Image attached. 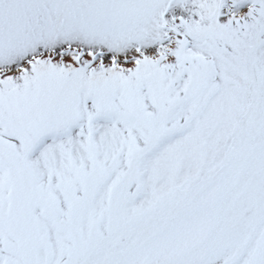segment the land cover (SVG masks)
Listing matches in <instances>:
<instances>
[{"label": "snow or ice", "instance_id": "obj_1", "mask_svg": "<svg viewBox=\"0 0 264 264\" xmlns=\"http://www.w3.org/2000/svg\"><path fill=\"white\" fill-rule=\"evenodd\" d=\"M0 264H264V0H0Z\"/></svg>", "mask_w": 264, "mask_h": 264}]
</instances>
